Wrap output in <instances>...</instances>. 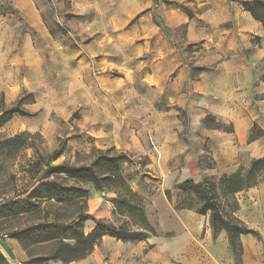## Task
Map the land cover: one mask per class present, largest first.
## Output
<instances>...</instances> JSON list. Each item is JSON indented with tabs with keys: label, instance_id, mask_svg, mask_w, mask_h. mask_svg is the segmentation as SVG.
I'll return each mask as SVG.
<instances>
[{
	"label": "rangeland",
	"instance_id": "rangeland-1",
	"mask_svg": "<svg viewBox=\"0 0 264 264\" xmlns=\"http://www.w3.org/2000/svg\"><path fill=\"white\" fill-rule=\"evenodd\" d=\"M172 3L188 17L197 11V0L164 1L166 6ZM128 8V2L122 0H0V231L8 235L0 238V252L9 264H190L179 260L176 234L194 229L196 240L200 241L205 236V224H210L209 214H200L194 208H177L183 198L186 203L197 201L175 189V184L212 178L224 213L235 216L240 208L236 196L239 191L229 193L230 184L219 180L237 170L246 176L252 159L243 153L234 165H225L222 159H215L202 134L203 128L230 132L231 124L220 123L216 127L213 116L197 119L174 104L172 114L178 116L177 121L173 118L174 128L181 130L167 133L162 124L165 104L160 101L159 87L148 89L135 82L132 87L121 88L117 84L107 90L98 82L100 76L108 86L111 79L122 83L143 74L149 62L154 63V55L138 52L132 41L118 38V30L134 22L128 21L133 17ZM156 10L157 6L153 13ZM155 24L172 47L194 49L196 43L189 39L191 30L186 23ZM136 40L143 44V40ZM189 68L191 76L201 69L191 61ZM258 72L264 81V57ZM105 92L114 96L111 102L103 98ZM121 94L129 98L124 96L119 101ZM11 107L19 111L5 113ZM110 115L131 118L132 129L124 130L120 122L107 120ZM92 116L98 121L94 128ZM263 120L260 113L252 118L257 127L252 125L249 135L259 134ZM111 127L115 129L113 133L103 132ZM61 142L62 153L49 161L51 152ZM182 145L184 151L180 150ZM101 153L120 159V173L130 188L142 196L145 214L156 234L141 241L105 235L85 258L76 262L46 259L56 242L45 241L48 233L43 230L23 229L46 220L67 223L80 212L114 223L122 220L115 214L114 188L105 185L97 189L91 181L80 182L48 170L63 162L76 167L90 165ZM112 166L94 168L99 176L112 178L108 174ZM259 174L258 183L264 181V171ZM45 180L83 187L86 192L78 194L85 196L56 201L49 197L53 188L41 184ZM34 187L41 188L31 191ZM72 192L77 193L66 191L63 199ZM15 200L20 202L14 207L2 206ZM233 209L236 211L232 213ZM257 215L260 216L259 211ZM93 225L92 220H86L84 231ZM15 234L18 237H12ZM215 237L222 248L229 244L225 230ZM256 237H261L259 232ZM183 239L186 240L184 236ZM196 253L191 249L187 252L189 256ZM232 257L235 264L233 253ZM205 260L207 264H218L213 258Z\"/></svg>",
	"mask_w": 264,
	"mask_h": 264
},
{
	"label": "crops",
	"instance_id": "crops-1",
	"mask_svg": "<svg viewBox=\"0 0 264 264\" xmlns=\"http://www.w3.org/2000/svg\"><path fill=\"white\" fill-rule=\"evenodd\" d=\"M126 1L129 4L127 11L133 16L128 21L134 22L118 30V38L132 41L133 48L138 52L154 55V63L149 62V68L145 67V72L136 78L124 79L122 83L111 79L110 86L98 76L103 88L112 90L117 84L121 88L132 87L135 82L148 89L155 85L159 87L160 101L165 104L162 124L167 133L176 134L181 130L178 126L174 128L173 124V118L177 121L178 116L172 114L171 106L177 104L197 119L211 115L216 122L231 124L233 130L230 132L203 128L202 134L207 138L213 156L217 160L222 159L221 163L234 165L237 157L243 153L249 160L263 157L264 134L248 140L252 118L258 113L264 115V96H260L264 93V81L258 72L264 57L263 24L244 9L240 0H197V11L191 17L185 15L175 3L166 6L165 0H148L147 3L143 0H122V3ZM155 6L157 13H153ZM159 21L172 26L186 23L191 30L189 39L196 43L194 49L172 47L169 38L155 24ZM257 36L259 39L254 40ZM136 38L143 40V44H138ZM189 61L203 67L195 76H191ZM124 96L129 98L126 94ZM124 96L121 94L118 100L122 101ZM113 97L106 92L103 95L104 99L108 98L107 102H111ZM175 112L178 114L179 111ZM106 119L120 122L124 130L132 129V119L129 117L124 119L110 115ZM97 122V117L92 116L91 128ZM259 126L264 130V120ZM114 130L111 127L103 132L110 134ZM184 148L182 145L180 150L184 151ZM236 196H239L240 208L235 216L261 236L256 237L251 233L240 236L242 264H264V181L247 191L240 190ZM198 229L202 230L201 227ZM205 229V236L200 241V238L196 240L194 229L185 230L182 235L176 234L179 260L182 258L181 261L190 264H207L205 259L213 258L218 264H234L229 244L222 248L217 243L208 222ZM188 249L197 253L189 256ZM12 255L15 256L16 252ZM72 261L76 262L77 259Z\"/></svg>",
	"mask_w": 264,
	"mask_h": 264
},
{
	"label": "trees",
	"instance_id": "trees-1",
	"mask_svg": "<svg viewBox=\"0 0 264 264\" xmlns=\"http://www.w3.org/2000/svg\"><path fill=\"white\" fill-rule=\"evenodd\" d=\"M245 10L249 11L252 17L260 21L264 26V0H240ZM255 37L254 40H258ZM264 42V39H263ZM203 67H201L202 69ZM19 111L17 107L7 109L5 113H12ZM21 111V110H20ZM22 113L24 111H21ZM216 127H220V123L215 122ZM257 126L254 124L253 128ZM264 134V130L260 128L259 134L249 135V141L256 139L258 136ZM63 151V142L54 149L50 156L49 161L56 159ZM120 159L115 157H108L101 153L90 165L85 166H72L67 163H60L58 165L48 167L54 173H64L67 176L80 181H91L95 188L101 189L105 185L109 188L115 189V198L113 205L115 214L122 217L119 223L110 222L103 218H95L90 213L80 212L69 222H59L56 220L44 221L38 223L30 228H25L23 231L28 232L34 229H40L48 233L45 241L54 240L56 245L54 249L45 257L46 259H59L63 262L80 259L88 255L96 244H98L102 237L105 235L112 236L116 239L123 241H141L146 239L149 235H155L156 231L153 225L147 218L144 210L142 196L130 188L121 175L118 168ZM106 162L107 165H113L110 168V176L112 178L101 177L95 170V166H103ZM48 166V165H47ZM264 171V156L252 159L249 168L246 170V176L241 175V171L237 170L231 175H222L220 182L229 183L227 191L231 194L238 192L244 188L252 187L259 181L258 176L260 172ZM105 179V180H104ZM41 183L43 186L52 187L54 193H50L49 197L54 198L56 201L72 200L85 194H78L79 191L86 192L83 187L64 186L57 181L45 180ZM217 184L212 178H205L200 182L192 180L182 181L175 184L174 188L181 191L182 194L192 195L196 199V203L187 201L183 198L177 208H194L200 214H209V222L215 236L220 230H225L228 236L229 247L234 255L235 264H242L243 247L240 240L242 234L251 233L258 235V232L248 227L243 221L233 216L232 214L224 213L221 203L218 201ZM41 187H34L31 191L38 190ZM68 191H77L67 198L63 199V193ZM59 192V194H58ZM62 192V193H60ZM167 196L170 191H165ZM19 200L11 201L3 204L6 206H16ZM233 211L236 210H232ZM94 222L93 227L88 231H84L83 223L86 220ZM12 237H18L16 234ZM0 264H9L3 254L0 252Z\"/></svg>",
	"mask_w": 264,
	"mask_h": 264
},
{
	"label": "built area",
	"instance_id": "built-area-1",
	"mask_svg": "<svg viewBox=\"0 0 264 264\" xmlns=\"http://www.w3.org/2000/svg\"><path fill=\"white\" fill-rule=\"evenodd\" d=\"M152 144L154 145V148L157 149L153 142H152ZM7 237H8V235L6 233H3V232L0 231V238H7ZM17 264H20V262L17 263Z\"/></svg>",
	"mask_w": 264,
	"mask_h": 264
}]
</instances>
